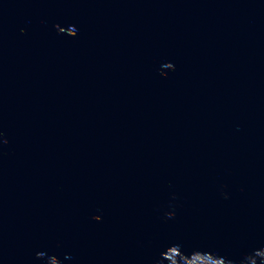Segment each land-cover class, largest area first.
<instances>
[{
    "label": "water",
    "instance_id": "1",
    "mask_svg": "<svg viewBox=\"0 0 264 264\" xmlns=\"http://www.w3.org/2000/svg\"><path fill=\"white\" fill-rule=\"evenodd\" d=\"M0 264H264V0H0Z\"/></svg>",
    "mask_w": 264,
    "mask_h": 264
}]
</instances>
